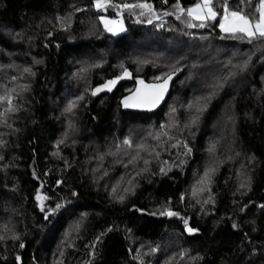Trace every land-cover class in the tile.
<instances>
[{
  "label": "trees",
  "instance_id": "obj_1",
  "mask_svg": "<svg viewBox=\"0 0 264 264\" xmlns=\"http://www.w3.org/2000/svg\"><path fill=\"white\" fill-rule=\"evenodd\" d=\"M135 2L0 0V95L19 93L11 127L0 124V264H139L138 252L146 264H264V43L221 32L219 16L189 28L186 16L164 15L177 0H147L158 19L112 6ZM214 2L219 11L223 0ZM259 4L248 0L244 13L258 16ZM103 16H121L126 31H106ZM179 71L160 111L122 109L138 80ZM117 76L112 91L92 95Z\"/></svg>",
  "mask_w": 264,
  "mask_h": 264
},
{
  "label": "snow or ice",
  "instance_id": "obj_2",
  "mask_svg": "<svg viewBox=\"0 0 264 264\" xmlns=\"http://www.w3.org/2000/svg\"><path fill=\"white\" fill-rule=\"evenodd\" d=\"M164 3H167V0H163ZM248 0H239V7L236 10H232L229 8L228 0H223V3L220 4L219 11L216 8L214 0H197L196 3H194L191 7L184 8L180 5L179 0L173 5V9L175 10L173 13L164 12V15H170L174 14L176 16V19L181 20L182 16H186V20H182L183 23H186L189 28L191 27H201L203 28L205 26L206 21H215L217 20V17L219 15L218 20V27L221 30V32L229 33V34H235V33H241L243 34V37H247L249 42L252 41H259L261 43H264V0H260V4L258 6V16L253 14V16H249L248 14L244 13L243 7ZM94 6L97 9L106 7L110 4V0H93ZM113 7H116L118 9H126L129 12L135 13L136 9H139V16H145L148 15L152 18L158 19L156 10L153 8L151 3H148L147 0H136L135 3H123L119 5H112ZM77 11H80V9H76ZM119 15V12L117 13ZM59 19V18H58ZM101 22L104 24L105 30L108 32H111L113 35H116L117 32L124 31L123 23L118 20H109L105 19L104 17H100ZM193 21H200L199 24H194ZM148 23L152 22V19H149L147 21ZM251 60V56H249L247 59H244L239 65V69L241 71H244L248 65L249 61ZM35 63H40V61H34ZM85 71V69L81 68L80 72ZM24 73H29L31 75H34V73L31 72V69L28 67H25L23 69ZM173 72H169L167 74H164L165 78H163L162 82L160 83H153V84H145L143 80H138V87L136 91L129 95L125 96L121 103L125 108H147L149 110L155 108L160 101L164 98L165 93L168 90V84L169 81L172 79ZM124 75H129L127 70H124ZM17 78L12 77V80L15 81ZM121 77L117 76L113 79L107 80L105 83L98 85L96 88L92 89V95H96L98 92H101L103 90L112 91L113 87H115L118 80H120ZM156 80L160 81L161 77L157 76L155 78ZM219 86V85H218ZM27 85L22 84L19 86L20 91L27 90ZM15 93L17 96L19 93L17 92L16 88L7 89L4 94L0 95V124H7L8 117L10 113H14L18 110L17 106L14 104V95ZM211 95V93L209 94ZM83 95L76 97L75 100L69 101L68 106L65 108V112L73 113V110L77 107L76 101L82 100ZM175 111V109H173ZM197 111H200V108H197ZM193 122L197 119V117H193ZM8 127H11L10 124H7ZM73 125L71 122H69V128H72ZM164 127L163 125L161 126ZM68 133H65V138H67ZM162 135L167 136V132H163ZM155 138H159L158 136ZM4 141L0 140V145H2ZM58 143H63V140L59 141ZM123 143L129 147H131L132 142L128 139H125ZM119 147V146H117ZM137 149H145L147 150L146 146L143 144L136 145ZM187 148V145H185ZM214 146L209 149V151H213ZM154 151V149H153ZM188 152L191 151L190 148L187 149ZM53 155H58V153H53ZM158 155V153H157ZM139 151L136 152L135 155L131 157V161H135L139 159ZM144 164H148V160H144ZM164 169L161 168V172H163ZM213 171V169H207L204 173V177L201 178L198 183L200 185H206L207 183L211 182V177L209 173ZM250 177H247L241 184V188H247L250 184ZM57 183H60V181H57ZM130 189L125 188L124 191L127 192ZM207 189L205 187L200 188H194L193 189V195H196L197 192H203ZM115 187L113 188V192H115ZM72 195L75 196L76 193L72 192ZM36 199L38 201H43L44 199H47L46 196H41L39 193L36 196ZM117 199L123 200V195H118ZM183 199V197H181ZM210 199V197H209ZM198 203L200 201H197ZM203 203H208L207 200L203 201ZM61 207V204H56V209H59ZM261 208H264V205H260ZM56 209H52L51 211H55ZM41 211H44V206L41 203ZM243 211V209H241ZM168 216H178L179 213L167 211L161 212L160 215ZM45 219H47V215H45ZM185 229L189 233H193L198 231V229L188 227V221L184 220ZM80 222H76L72 227L71 231L79 232L80 230ZM233 228H237L238 225L236 223L232 224ZM3 236H0V239H3ZM16 235L13 233V239H16ZM97 240H99V237H97ZM21 248L24 247V244L21 242L19 245ZM156 248H150V252H155ZM184 253L181 252V255ZM133 259L138 260L139 264H146V262L142 259L140 253L138 252L136 256L133 257ZM17 261H20V257H16ZM87 264H90V261L87 262Z\"/></svg>",
  "mask_w": 264,
  "mask_h": 264
},
{
  "label": "water",
  "instance_id": "obj_3",
  "mask_svg": "<svg viewBox=\"0 0 264 264\" xmlns=\"http://www.w3.org/2000/svg\"><path fill=\"white\" fill-rule=\"evenodd\" d=\"M182 75V71H179V72H177V73H174L173 75H172V79L169 81V84H168V90H167V92L165 93V95H164V98L160 101V103L155 107V108H153V109H151V110H149V109H147V108H125L124 106H123V104L121 103V106H122V109L125 111V112H132V113H139V114H155V113H157L158 111H160L163 107H164V105L167 103V101L170 99V97H171V95H172V91H173V87H174V84L177 82V80L179 79V77ZM160 82H162V81H160ZM160 82H146V81H144V83L145 84H153V83H160ZM137 87H138V84L136 85V87L134 88V90L132 91V92H130V93H128L127 95H125V96H129V95H131V94H133L135 91H136V89H137ZM125 96H123L122 98H121V101L123 100V98L125 97ZM120 101V102H121Z\"/></svg>",
  "mask_w": 264,
  "mask_h": 264
},
{
  "label": "rangeland",
  "instance_id": "obj_4",
  "mask_svg": "<svg viewBox=\"0 0 264 264\" xmlns=\"http://www.w3.org/2000/svg\"><path fill=\"white\" fill-rule=\"evenodd\" d=\"M219 16V15H218ZM105 19H109V20H118V21H121L122 23H123V27H124V31H122V32H117V34L116 35H118V34H121V33H123V32H125L126 31V25H125V22L123 21V19L121 18V16H117V17H115V18H109V17H107V16H103ZM103 24V23H102ZM103 26H104V24H103ZM105 28V27H104ZM215 59H217V60H220V59H218L217 57H215ZM114 88V87H113ZM105 91H107L106 89L105 90H103V91H101V92H98V93H102V92H105ZM225 134V133H224ZM225 136H226V134H225ZM224 136V137H225Z\"/></svg>",
  "mask_w": 264,
  "mask_h": 264
}]
</instances>
